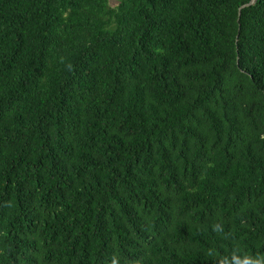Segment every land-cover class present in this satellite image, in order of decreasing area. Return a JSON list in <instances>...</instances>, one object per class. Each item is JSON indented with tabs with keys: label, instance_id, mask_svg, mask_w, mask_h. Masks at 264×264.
I'll use <instances>...</instances> for the list:
<instances>
[{
	"label": "trees",
	"instance_id": "1",
	"mask_svg": "<svg viewBox=\"0 0 264 264\" xmlns=\"http://www.w3.org/2000/svg\"><path fill=\"white\" fill-rule=\"evenodd\" d=\"M0 0V264H264V0Z\"/></svg>",
	"mask_w": 264,
	"mask_h": 264
},
{
	"label": "water",
	"instance_id": "2",
	"mask_svg": "<svg viewBox=\"0 0 264 264\" xmlns=\"http://www.w3.org/2000/svg\"><path fill=\"white\" fill-rule=\"evenodd\" d=\"M256 2H257V0H251V2H249L248 4L243 5V6L240 8V10H239V15L241 16L242 11H243L244 8H246V7H248V6H251V5H254Z\"/></svg>",
	"mask_w": 264,
	"mask_h": 264
},
{
	"label": "rangeland",
	"instance_id": "3",
	"mask_svg": "<svg viewBox=\"0 0 264 264\" xmlns=\"http://www.w3.org/2000/svg\"><path fill=\"white\" fill-rule=\"evenodd\" d=\"M111 3H112L113 5H116V4H118V0H111Z\"/></svg>",
	"mask_w": 264,
	"mask_h": 264
}]
</instances>
